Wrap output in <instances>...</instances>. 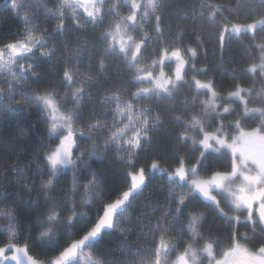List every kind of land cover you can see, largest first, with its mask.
<instances>
[{"label": "snow or ice", "instance_id": "6c2138e0", "mask_svg": "<svg viewBox=\"0 0 264 264\" xmlns=\"http://www.w3.org/2000/svg\"><path fill=\"white\" fill-rule=\"evenodd\" d=\"M53 2L50 8L45 0H30L34 16L25 11L22 31L0 39V116L35 108L52 141L42 139L39 153L24 167L14 166L28 202L42 208L35 221L22 226L14 201L6 199L11 193H0L6 220L0 264H79L82 255L85 264H264V0H201L191 9L198 25L191 33L164 23L168 0ZM11 4L20 9L16 0ZM70 29L95 35L72 41ZM189 35L195 47L185 42ZM245 35L253 43H244ZM234 37L246 62L231 69L225 97L212 69L197 61L214 38V67L227 71ZM166 61L174 62L171 71ZM88 104L93 108L85 115ZM244 121L252 122L250 130ZM166 129L173 159L149 156L150 169L168 185L163 202L151 213L127 216L153 178L137 162L153 153L157 134ZM248 138L260 142L258 152L241 149ZM85 140L91 147L82 151L78 141ZM108 155L125 168V190L116 196L107 194L103 173L85 160ZM66 171L71 181L58 188ZM209 210L227 225L226 236L205 233ZM244 226L251 237L240 232ZM107 230L120 233L124 256L85 254ZM134 239L144 243L133 247Z\"/></svg>", "mask_w": 264, "mask_h": 264}, {"label": "trees", "instance_id": "16d2710c", "mask_svg": "<svg viewBox=\"0 0 264 264\" xmlns=\"http://www.w3.org/2000/svg\"><path fill=\"white\" fill-rule=\"evenodd\" d=\"M17 1V0H16ZM20 9L13 10L11 0H0V39L7 38L13 35H16L18 32L22 31L23 21L20 19L21 16L25 14V11L28 12L30 16H34V13L30 11V0H18ZM48 7H55L53 0H45ZM201 0H168L167 8L164 10L165 21L167 25L171 23L173 27L180 26L182 30L187 29L191 33L192 28L197 27L198 25L193 22V13L191 11L193 6L199 5ZM212 3H225V4H235L236 0H210ZM25 5H29V8H25ZM207 12V9L204 10ZM43 15L42 13L40 14ZM243 18V13L238 14ZM39 19L40 17H35ZM229 18H232L231 16ZM167 31V28H165ZM94 33L89 30L87 33L76 32L72 29L69 30L68 38L72 41L76 39L80 40H91L94 38ZM244 43L251 44L248 36L242 37ZM186 43L195 47L193 38L189 35L186 40ZM260 40H257L255 43H260ZM204 47L208 49L206 55H201L197 61L198 66L207 64L212 71L209 75H214L217 81L218 90L221 91V94L227 97L226 89H230L233 83L231 69L233 67H242L246 62V52L242 44H240L237 39L234 37L231 41L230 55L234 61L233 64L226 65L227 71H221L214 67V65L219 63L218 55L216 54L215 40L214 38L208 41ZM253 54L256 57V62H259L260 52L258 48H254ZM228 53L225 54V59H228ZM41 71H47L46 66H42ZM240 73L237 72V75ZM203 78V77H201ZM243 86L247 87V82H242ZM36 85L33 84V87ZM188 93H185L187 95ZM205 98V97H203ZM227 105L228 101L225 99L222 101ZM235 106V105H234ZM93 108L92 104L85 106V115H88L90 110ZM99 111V108H96ZM251 121L242 122V127L250 129ZM45 140L49 143L47 136H45L44 126L41 123V118L35 108L29 109L27 111L21 110L17 114L8 115L5 114L0 116V193H11V196H7L6 199L9 201H14L13 207L17 211L18 218L20 223L25 228L32 224L35 221V218L42 211V208H34L29 202V194L22 191L16 181V172L14 166L19 164L21 167H24L25 164L32 158L33 155L41 151L42 145L41 140ZM81 144V150L90 148L91 145L88 141H78ZM173 150V144L169 131H161L157 134L156 147L153 149V153H146L141 156L138 165L144 166L148 173L153 177L149 183L146 191L143 193V196L147 197V204L153 202L151 207L147 209L144 207V204L141 199H137L133 204L132 210L129 212L137 216L145 209V213H150V209L154 207L157 203H161L163 199V193L156 188V182L160 184L164 182L161 179V176L155 170L150 169V159L149 156L152 154H158L166 160H171V152ZM85 160L88 162V165L93 169H100L103 173V180L105 181L107 194L109 196H116L122 190H125L126 176L124 165L119 161L118 158H113L111 155H108L107 159L101 160L96 157H85ZM227 163V159L224 161ZM63 184L58 185V188L63 187L64 184L70 183L71 173L65 172L63 176ZM58 194V193H57ZM38 195L37 192L31 193V196L35 198ZM0 207H3L0 204ZM87 209H78V211H86ZM149 210V211H148ZM204 210V209H203ZM210 212V210L208 211ZM214 214V213H213ZM133 216V215H132ZM211 218V223L205 225V232L211 231L215 232L218 235H227V225L225 223L222 225V228L217 230L214 226V219ZM126 222V221H125ZM124 223V222H122ZM128 223V222H127ZM125 223V224H127ZM6 224L5 219L0 218V225L4 226ZM214 227V228H212ZM218 231V232H217ZM226 231V232H225ZM108 234L100 241L96 250H103L105 252L111 253L115 259H120L124 256V253L120 251L121 246L124 244L119 232L107 230ZM240 232H248V235L251 237L252 233L249 231V228H240ZM135 236V233L133 234ZM143 239L133 240L132 246L135 247L137 244H143ZM3 246V245H0ZM252 247V245H251ZM13 252H8L7 255L11 256ZM8 264H14V262L9 261Z\"/></svg>", "mask_w": 264, "mask_h": 264}, {"label": "rangeland", "instance_id": "374dc122", "mask_svg": "<svg viewBox=\"0 0 264 264\" xmlns=\"http://www.w3.org/2000/svg\"><path fill=\"white\" fill-rule=\"evenodd\" d=\"M142 2H144V3H147V0H142ZM16 3H18L19 4V2H18V0L16 1ZM80 11L82 12L83 10L82 9H80ZM121 12L122 13H127V5H125L123 8H121ZM68 14H70V13H68ZM165 64H166V66H165V71L166 72H168V71H171L173 68H174V62L173 61H166L165 62ZM145 86H147V85H145ZM201 99H204L203 98V96L201 97ZM242 126V125H241ZM243 128L247 131V130H250V129H248V128H246L245 126H243ZM241 147V149L244 151V152H246V153H256V152H258L260 149H261V144H260V142L259 141H257V140H255V139H253V138H248V139H246L243 143H242V145L240 146ZM156 188H158V190H160L162 193H163V199H164V196H165V193H166V191H167V189H168V185L165 183V182H163V183H159V182H156ZM147 197L148 196H141V197H139L138 199H141L142 200V202H143V204H144V207H146L147 209H149L150 207H151V205L153 204V202H151L150 204H147ZM163 199H162V201H161V203L163 202ZM153 208V207H152ZM152 208L150 209V213H151V210H152ZM202 211H203V209H201ZM226 211L228 210L227 208L225 209ZM146 211H145V209L143 208V210H142V212L141 213H145ZM211 212V211H210ZM148 213V212H147ZM127 216H134V214H131V213H127L126 214ZM210 217H212L213 219H214V226H216V228H217V230H219L220 228H222V225L224 224V222L220 219V218H218V217H215L214 216V214L213 213H208L207 212V220H206V223H205V225H208L209 223H211V218ZM126 221V222H125ZM5 222H6V220H5ZM121 222H124V223H127L128 221L126 220V219H124L123 217H121ZM3 227L4 226H1L0 225V230H2L3 229ZM246 226H244V227H242V228H245ZM212 228H214V227H212ZM218 232V231H217ZM226 232V231H225ZM206 234H207V232H205ZM213 235H218L217 233H215V232H211ZM242 243H244L243 241H242ZM248 247L249 248H251V244H248ZM89 251H93V249H85V254L86 253H88ZM181 251H182V249H181ZM94 252V251H93ZM172 259L173 260H175L176 259V257L175 256H172ZM79 264H85V261H84V257H83V255L79 258Z\"/></svg>", "mask_w": 264, "mask_h": 264}]
</instances>
